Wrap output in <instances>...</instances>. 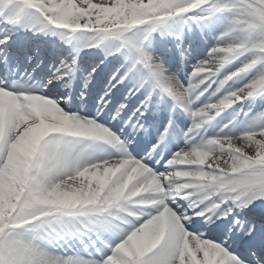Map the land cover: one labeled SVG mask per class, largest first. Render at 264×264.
Masks as SVG:
<instances>
[{"label": "snow or ice", "instance_id": "snow-or-ice-1", "mask_svg": "<svg viewBox=\"0 0 264 264\" xmlns=\"http://www.w3.org/2000/svg\"><path fill=\"white\" fill-rule=\"evenodd\" d=\"M0 264H264V0H0Z\"/></svg>", "mask_w": 264, "mask_h": 264}, {"label": "bare ground", "instance_id": "bare-ground-1", "mask_svg": "<svg viewBox=\"0 0 264 264\" xmlns=\"http://www.w3.org/2000/svg\"><path fill=\"white\" fill-rule=\"evenodd\" d=\"M95 2H99V0H95Z\"/></svg>", "mask_w": 264, "mask_h": 264}]
</instances>
